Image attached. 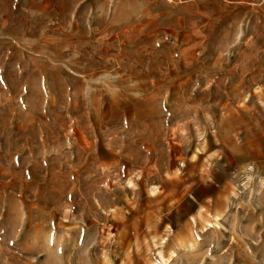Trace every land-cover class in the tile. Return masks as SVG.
I'll use <instances>...</instances> for the list:
<instances>
[{
  "label": "rangeland",
  "instance_id": "1",
  "mask_svg": "<svg viewBox=\"0 0 264 264\" xmlns=\"http://www.w3.org/2000/svg\"><path fill=\"white\" fill-rule=\"evenodd\" d=\"M0 264H264V0H0Z\"/></svg>",
  "mask_w": 264,
  "mask_h": 264
}]
</instances>
